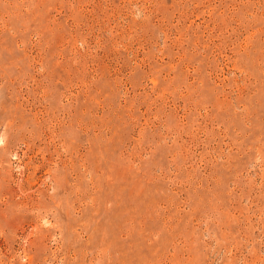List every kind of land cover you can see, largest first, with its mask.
Returning a JSON list of instances; mask_svg holds the SVG:
<instances>
[{
	"label": "rangeland",
	"instance_id": "374dc122",
	"mask_svg": "<svg viewBox=\"0 0 264 264\" xmlns=\"http://www.w3.org/2000/svg\"><path fill=\"white\" fill-rule=\"evenodd\" d=\"M0 264H264V0H0Z\"/></svg>",
	"mask_w": 264,
	"mask_h": 264
}]
</instances>
